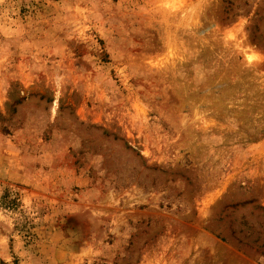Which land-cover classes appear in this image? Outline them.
I'll use <instances>...</instances> for the list:
<instances>
[{
	"label": "rangeland",
	"instance_id": "obj_1",
	"mask_svg": "<svg viewBox=\"0 0 264 264\" xmlns=\"http://www.w3.org/2000/svg\"><path fill=\"white\" fill-rule=\"evenodd\" d=\"M0 264H264V0H0Z\"/></svg>",
	"mask_w": 264,
	"mask_h": 264
},
{
	"label": "bare ground",
	"instance_id": "obj_2",
	"mask_svg": "<svg viewBox=\"0 0 264 264\" xmlns=\"http://www.w3.org/2000/svg\"><path fill=\"white\" fill-rule=\"evenodd\" d=\"M245 55H246V53H245ZM251 56H252V55H251ZM251 56H250V55H246V59L250 61V59H252Z\"/></svg>",
	"mask_w": 264,
	"mask_h": 264
}]
</instances>
